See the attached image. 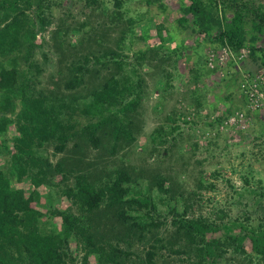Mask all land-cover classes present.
Wrapping results in <instances>:
<instances>
[{
  "label": "trees",
  "instance_id": "1",
  "mask_svg": "<svg viewBox=\"0 0 264 264\" xmlns=\"http://www.w3.org/2000/svg\"><path fill=\"white\" fill-rule=\"evenodd\" d=\"M68 1L84 2L91 10L77 29L86 28V34L77 41L54 15L57 1L0 0V133L10 126L17 131L0 165V264H91V258L95 264H221L236 255L246 264H264V214L257 224L249 216L232 219L218 207L211 216L196 214L203 195L177 193L166 176L123 164L97 173L86 165L87 147L115 156L136 142L148 98L146 70H157L153 75L163 83L161 100L173 89L174 74L163 68L171 60L160 54L163 44L157 49L147 41L146 46L132 47L151 37L137 36L138 20L124 12L128 0ZM139 1L149 12L154 6L166 8L165 0ZM178 1L180 28L201 36L215 51L247 50L246 65L251 61L264 67V45H256L264 44L263 4ZM56 22L58 28L38 43V36ZM116 30L121 34L113 38ZM166 30L157 24L164 43ZM66 48L77 50L57 73L56 59H62ZM126 49L133 50L131 58ZM195 104L202 106L199 97ZM228 112L209 126L222 124ZM168 120L176 121L172 116ZM178 129L158 127L151 141L163 146ZM50 148L54 158L63 154L56 162L48 154ZM56 175L66 184L74 179L63 189L72 207L48 214L38 207L42 193L35 190L26 196L22 185L56 188ZM198 189L213 190L214 185L201 175Z\"/></svg>",
  "mask_w": 264,
  "mask_h": 264
},
{
  "label": "rangeland",
  "instance_id": "2",
  "mask_svg": "<svg viewBox=\"0 0 264 264\" xmlns=\"http://www.w3.org/2000/svg\"><path fill=\"white\" fill-rule=\"evenodd\" d=\"M54 1H57L53 8L54 15L62 19L61 22L59 21L60 25L67 30L69 38L77 41L84 37L86 28L80 32H77V29L91 10L85 6L84 2ZM257 1V4L264 5V0ZM164 3L166 5L164 10L154 6L149 12L139 0H128L124 6V12L127 18L132 17L138 20L134 28L137 36L145 33L151 37L146 41H136L132 46L134 49L148 45L147 41H153L157 49L158 46L164 45V48L161 46L163 50L159 52L161 55L171 57L170 62H166L163 68L174 74L173 89L167 92L165 100H161L163 83L153 75L154 73L157 75V70H146L148 98L143 102L142 121L140 131L136 133V142L115 156H110L103 149L94 150L91 146L87 147L86 165H92V171L96 169L97 173H100L102 169L109 170L122 164L137 169L144 168L148 171L147 174L168 177L173 182L177 193L184 192L188 196L194 191L203 195L201 204L196 205V214L211 216L218 207L227 211L232 219L243 220L249 216L250 220L257 224L264 214V108L256 111L245 109L246 101L239 81L241 70L237 68V65L241 63L230 60L229 64L222 69L218 68L217 71L210 72L205 57H208L209 52L214 48H211V45L201 36L179 27L180 2L178 0H165ZM108 6L111 9L113 7L112 4ZM159 23H163L168 29L163 32L165 43L158 37L157 24ZM56 26L57 22L52 24L45 34H40L38 43L42 38L48 39L50 33L58 28ZM94 26L97 27V21ZM120 34L116 30L112 33V37L118 38ZM58 42L60 43L59 38ZM125 44L130 46L129 37ZM256 45L262 47L264 44L263 41H259ZM75 50L66 48L67 53L62 56V59H56L57 73L59 68L67 67L66 58L72 56ZM125 54L131 58L133 50L126 49ZM243 65L254 72L264 73V67L259 69L257 64L251 61L248 65ZM240 67L244 69L242 65ZM197 71L200 75L199 80H196L195 76ZM195 89L197 93L193 96ZM61 90L64 91L63 86ZM1 93L0 90V95ZM195 97L201 100V107L195 104ZM229 110L232 114L236 111L245 113L244 118L237 121L239 127L243 129L229 128L224 124L216 123L214 127L209 126V122L213 121L216 115L218 117V115L227 114ZM169 116L174 117L176 121H169ZM174 126H179L180 129L169 137L167 144L159 146L151 141L150 135L156 128L162 127L169 131L170 127ZM15 135L17 131L14 126H10L7 132L0 133V153H2L0 165L7 157L5 152L12 148V138ZM72 146L73 143L70 144V148ZM52 152L53 148H50L48 154L53 162L63 155H57L54 158ZM201 175L205 183L210 182L214 185L213 190L198 189ZM53 179L59 185L56 188L30 185L28 182L22 185L26 196H30L35 190L42 193L44 198L38 207L48 214L53 209L72 207L70 197L63 193V189L71 187L74 179L67 182L68 184L64 183L62 175H56ZM245 179L249 180V184H246ZM250 190L257 194H250ZM47 194L50 196L46 197ZM261 194L263 196L260 197ZM36 204V202L33 203L34 206ZM139 249L134 248L138 250V254H142L143 247ZM82 256L83 253L78 259L80 260ZM234 257L227 256L221 264H246L247 262L243 256ZM90 262L95 264L93 258Z\"/></svg>",
  "mask_w": 264,
  "mask_h": 264
},
{
  "label": "built area",
  "instance_id": "3",
  "mask_svg": "<svg viewBox=\"0 0 264 264\" xmlns=\"http://www.w3.org/2000/svg\"><path fill=\"white\" fill-rule=\"evenodd\" d=\"M249 58V51L241 49L238 53L234 52L229 48H222L220 50L210 51L208 54L207 67L210 70H215L218 68L222 69L226 65H228V61L235 60L236 63L240 62V65H237V68L241 70L240 81V89L243 94V97L246 101V108L250 111H256L258 109L264 108V73L257 71L251 72L250 69H247L245 65L246 61ZM235 65V66H236ZM245 113L236 111L234 114L230 113L226 115V119L222 122V124L230 127H239L237 124L238 120H242L244 118ZM221 125V124H220ZM219 130V127H217ZM238 129H243L239 127Z\"/></svg>",
  "mask_w": 264,
  "mask_h": 264
},
{
  "label": "clouds",
  "instance_id": "4",
  "mask_svg": "<svg viewBox=\"0 0 264 264\" xmlns=\"http://www.w3.org/2000/svg\"><path fill=\"white\" fill-rule=\"evenodd\" d=\"M218 116H219V115H218ZM216 117H217V115H216ZM216 117H214V118H216ZM217 125H220V124L218 123Z\"/></svg>",
  "mask_w": 264,
  "mask_h": 264
}]
</instances>
